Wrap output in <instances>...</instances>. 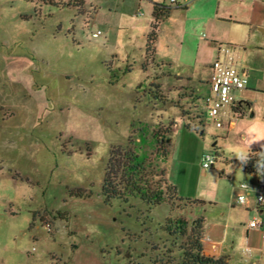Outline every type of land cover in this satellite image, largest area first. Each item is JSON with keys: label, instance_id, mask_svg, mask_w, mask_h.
I'll return each instance as SVG.
<instances>
[{"label": "rangeland", "instance_id": "obj_1", "mask_svg": "<svg viewBox=\"0 0 264 264\" xmlns=\"http://www.w3.org/2000/svg\"><path fill=\"white\" fill-rule=\"evenodd\" d=\"M95 1L0 0L1 264H179L192 235L163 231L168 214L193 220L177 202L148 211L101 195L109 149L134 132L157 162L138 135L163 140L174 108L158 72L126 59L132 42L92 38ZM189 167L198 178L194 158Z\"/></svg>", "mask_w": 264, "mask_h": 264}, {"label": "crops", "instance_id": "obj_2", "mask_svg": "<svg viewBox=\"0 0 264 264\" xmlns=\"http://www.w3.org/2000/svg\"><path fill=\"white\" fill-rule=\"evenodd\" d=\"M95 3L91 16L95 30L103 32L106 42L118 36L132 42L127 48H136L138 54L127 52L126 59L134 68L141 64L143 72L148 68L158 72L152 82L168 99L164 108L169 104L174 108L168 118L167 156L159 168L178 196L190 202L189 216L201 220L202 254L224 264H264V210L255 211L259 175L247 165L250 155L254 160L264 158V0ZM156 11L160 22L152 60L147 61L143 50ZM225 48L243 74L244 88L234 96L233 120L216 128L204 99L210 94L212 64L224 58ZM206 151L220 158L203 169L201 156ZM193 158L200 166L198 178L189 167ZM240 183L249 187L243 204L237 202ZM256 215L262 225L249 229L247 224Z\"/></svg>", "mask_w": 264, "mask_h": 264}, {"label": "trees", "instance_id": "obj_3", "mask_svg": "<svg viewBox=\"0 0 264 264\" xmlns=\"http://www.w3.org/2000/svg\"><path fill=\"white\" fill-rule=\"evenodd\" d=\"M40 1L45 5L55 8H64L68 6H81L82 0H32ZM154 19L150 31L146 37V60L151 61L153 56V45L157 37V28L160 22V16L154 12ZM134 132H131V135ZM146 133V132H145ZM165 135L161 141L156 140V132H153L151 141L144 136L142 131L138 135L142 144H155V157L157 162L147 161V154L144 149L135 144L130 135L126 142L121 145L112 146L108 152V160L104 170V178L101 185V195L105 202L116 200L125 207L132 209L135 205H140L146 210L166 205L169 207L172 203L181 204L186 210L190 207L188 200H183L178 196L174 186L168 184L164 179L163 171L159 168V162L166 159L168 142L167 135L169 129L163 131ZM147 135V133H146ZM251 169L256 170L258 159H251L247 162ZM182 208H180L182 211ZM169 216V217H168ZM168 214L162 222L163 231L168 236L179 233L180 236H186L187 225L192 234L186 238V243L178 248L180 252L179 264H224L221 259L205 257L202 254L200 239L202 237L201 220H191L189 223L182 218H170Z\"/></svg>", "mask_w": 264, "mask_h": 264}, {"label": "built area", "instance_id": "obj_4", "mask_svg": "<svg viewBox=\"0 0 264 264\" xmlns=\"http://www.w3.org/2000/svg\"><path fill=\"white\" fill-rule=\"evenodd\" d=\"M174 2V0H171ZM102 35L100 30L92 33V38H98ZM224 58L217 59L212 64V73L210 80V94L204 99V104L207 109V115L213 122L216 128H221L224 121L233 120L231 108L234 104V96L237 92L244 88L243 74L237 70L234 57L231 55L229 48L224 49ZM255 155H250L248 160H251ZM220 158V155L213 151H206L201 156L203 169H208L215 164ZM253 171L259 175L257 183L255 211L258 213L264 210V158L258 159L257 169ZM240 193L237 195V202L245 203L246 192L249 187L240 183L238 185ZM262 225L259 217L254 216L247 224L249 229L259 228Z\"/></svg>", "mask_w": 264, "mask_h": 264}, {"label": "water", "instance_id": "obj_5", "mask_svg": "<svg viewBox=\"0 0 264 264\" xmlns=\"http://www.w3.org/2000/svg\"><path fill=\"white\" fill-rule=\"evenodd\" d=\"M213 146V145H212Z\"/></svg>", "mask_w": 264, "mask_h": 264}]
</instances>
